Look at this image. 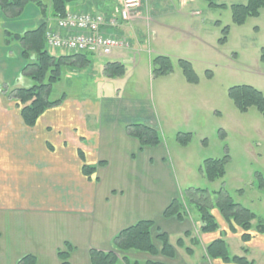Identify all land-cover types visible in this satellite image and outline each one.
Wrapping results in <instances>:
<instances>
[{
  "label": "crops",
  "instance_id": "obj_1",
  "mask_svg": "<svg viewBox=\"0 0 264 264\" xmlns=\"http://www.w3.org/2000/svg\"><path fill=\"white\" fill-rule=\"evenodd\" d=\"M162 1L167 0H142L138 17L121 22L118 33L125 37L127 25L157 23L154 12L157 2ZM176 1L182 7L192 2ZM71 6L110 14L116 10L117 0H78ZM43 20L33 4L16 19L0 13V264H15L25 254L34 255L36 264H61L57 251L66 242L73 247L69 264H89L91 248L111 250L112 238L141 219L154 222L151 236L156 248H160L157 234L168 235L175 256L138 251L125 254L138 264H233L205 257V246L220 235L229 251L230 243L236 247L232 255L244 253L243 247L247 255L255 256L257 251L264 254L262 235L243 243L236 232H229L217 212L220 232L214 233L200 232L194 210H189L184 219L162 216L180 193L163 141L141 148L138 140L125 131L127 125L140 122L160 135L164 132L168 119L146 99L124 97L120 92L74 97L47 110L34 127L24 124L6 89L28 86L31 81L22 75L21 49L9 33H22ZM45 20L48 23L54 19ZM133 62L131 58L124 63ZM104 68L100 67L102 80L116 77L104 76ZM1 96L6 98L4 102ZM83 164L95 166L90 179L82 172ZM185 232L191 236H184ZM194 236L199 243L192 245ZM178 238H182V247L176 244ZM186 247L192 248L191 255ZM257 258L258 264H264V257Z\"/></svg>",
  "mask_w": 264,
  "mask_h": 264
},
{
  "label": "rangeland",
  "instance_id": "obj_2",
  "mask_svg": "<svg viewBox=\"0 0 264 264\" xmlns=\"http://www.w3.org/2000/svg\"><path fill=\"white\" fill-rule=\"evenodd\" d=\"M212 2L215 5H210L208 0H192L183 7L176 0L157 2L154 12L157 23L143 21L132 27L127 25L124 31L127 48L115 49L108 56L88 53L86 65H60L59 78L52 81L49 100L99 97L102 92L146 99L161 117L168 119L161 138L180 192L203 188L213 199V192L225 190L235 202L256 214L255 224L264 220V119L254 106L246 112L238 111L228 97V89L250 85L264 95L261 60L264 8L258 16L235 24L231 5L244 0ZM226 25L228 34L222 42V28ZM51 52L56 56L66 54L61 49ZM119 54L120 57H115ZM157 55L170 58L171 73L152 76L150 63ZM131 58L133 63H124ZM179 59L192 64L198 76L196 84L184 79ZM114 61L125 64V72L111 80H102L100 67ZM179 132L191 133L187 145L177 140ZM226 151L229 162L225 175L215 181L207 180L199 171L203 159L221 157ZM194 215L197 216L195 212ZM235 250L230 243V253L235 254ZM239 256L249 261L255 259L253 264H258L257 256L264 254L257 251L254 256L244 252Z\"/></svg>",
  "mask_w": 264,
  "mask_h": 264
},
{
  "label": "trees",
  "instance_id": "obj_3",
  "mask_svg": "<svg viewBox=\"0 0 264 264\" xmlns=\"http://www.w3.org/2000/svg\"><path fill=\"white\" fill-rule=\"evenodd\" d=\"M78 0H0V13L4 18L16 19L21 17L25 7L29 4L35 5L43 17V21L35 28L27 29L19 34H10L11 40L17 41L21 49V57L24 60L22 75L32 82L28 86H17L7 93V97L13 101L18 109L19 115L27 127H34L38 119L49 109L58 107L63 99L49 100V92L52 81L59 78V66L65 63L86 65L89 62L88 53L66 52L59 56L54 55L46 46L45 29L47 20L45 18H55L66 13L68 7ZM210 5H215L212 0H208ZM223 5V4H222ZM264 8V0H244L231 5L232 21L235 24H243L247 17L258 16L260 10ZM228 25L222 28L220 41L224 42L228 34ZM33 56V58H32ZM261 60L264 63V49ZM178 65L183 77L188 83L196 84L198 76L192 64L179 59ZM172 62L169 57L157 55L151 60V74L153 76L166 75L172 72ZM109 76L122 75L125 66L121 62H108L104 68ZM210 76V72L208 74ZM47 77V80L45 78ZM228 97L232 100L235 108L240 112H246L250 107L257 108L264 119V95L258 89L250 85H234L228 89ZM127 135L136 138L140 147L157 146L161 143L160 133L152 127L137 122L126 126ZM192 135L190 132L177 134V140L182 145H187ZM224 137V133L221 135ZM227 149V148H226ZM229 162V154L226 151L221 157L206 158L203 160L199 171L209 181H215L225 175L226 165ZM98 164H103L99 162ZM82 172L90 179L95 172V166L82 165ZM242 190H239L241 192ZM212 199L207 189L188 188L180 192L173 198L164 209V218L176 217L184 219L189 210L196 211L201 233L220 232L216 212L227 225L230 233H237L243 243L251 241L255 235L264 237V220H258L255 224L256 214L241 203L235 202L225 190L213 192ZM152 220L141 219L132 225L120 230L112 238L111 250H99L91 248L89 250V264H138L131 261L125 254L129 251L145 252L151 255H162L167 258L175 256V247L169 242L168 235L164 232L157 234L156 238L160 242V248H156L152 236ZM184 236H191L190 232H185ZM199 240L191 237V244H198ZM177 246L182 247V238H178ZM73 247L70 243H64L62 249L57 251V256L61 264H69L70 253ZM188 255L193 253L191 247H186ZM247 252V248H243ZM205 257L207 259H219L224 263L233 264H253L245 256L232 255L229 251L225 239L220 235L205 246ZM15 264H36V257L32 254L23 255ZM145 264H165L160 261H146Z\"/></svg>",
  "mask_w": 264,
  "mask_h": 264
},
{
  "label": "built area",
  "instance_id": "obj_4",
  "mask_svg": "<svg viewBox=\"0 0 264 264\" xmlns=\"http://www.w3.org/2000/svg\"><path fill=\"white\" fill-rule=\"evenodd\" d=\"M142 0H117L114 13L91 12L68 7L62 16L53 18L45 29L47 48L66 52H84L108 56L115 49L128 47V41L118 33V26L139 15Z\"/></svg>",
  "mask_w": 264,
  "mask_h": 264
},
{
  "label": "water",
  "instance_id": "obj_5",
  "mask_svg": "<svg viewBox=\"0 0 264 264\" xmlns=\"http://www.w3.org/2000/svg\"><path fill=\"white\" fill-rule=\"evenodd\" d=\"M32 58H33V56H32Z\"/></svg>",
  "mask_w": 264,
  "mask_h": 264
}]
</instances>
